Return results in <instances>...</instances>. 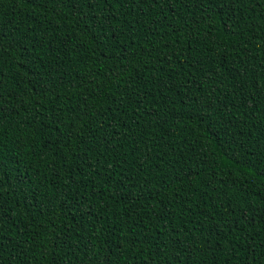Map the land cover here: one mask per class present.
<instances>
[{
	"label": "trees",
	"instance_id": "16d2710c",
	"mask_svg": "<svg viewBox=\"0 0 264 264\" xmlns=\"http://www.w3.org/2000/svg\"><path fill=\"white\" fill-rule=\"evenodd\" d=\"M0 33V264H264V0H0Z\"/></svg>",
	"mask_w": 264,
	"mask_h": 264
},
{
	"label": "snow or ice",
	"instance_id": "6c2138e0",
	"mask_svg": "<svg viewBox=\"0 0 264 264\" xmlns=\"http://www.w3.org/2000/svg\"><path fill=\"white\" fill-rule=\"evenodd\" d=\"M34 4L36 6H41V5H45L48 4L50 2H52V0H33ZM79 0H61V4L63 6H67L68 4H76L78 3ZM117 2H119V0H117ZM132 3H136V2H144V0H131ZM165 2H167V0H165ZM217 0H198V6L203 8L205 6H208V10L211 11V7L214 6L216 4ZM153 3L155 5H159L160 0H153ZM85 22L89 21L88 17H84ZM7 41L8 45H11V41L8 40L7 36H4L2 33H0V47L4 46V42ZM3 111V107H2V97H0V112ZM91 210H88L89 214H90ZM3 212L4 210L2 208H0V221L3 220ZM247 214H245V218H246ZM218 234V233H217ZM105 264H110V261H105Z\"/></svg>",
	"mask_w": 264,
	"mask_h": 264
}]
</instances>
